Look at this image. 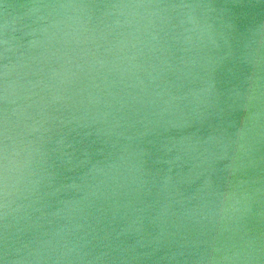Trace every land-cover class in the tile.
I'll list each match as a JSON object with an SVG mask.
<instances>
[{
  "label": "water",
  "instance_id": "obj_1",
  "mask_svg": "<svg viewBox=\"0 0 264 264\" xmlns=\"http://www.w3.org/2000/svg\"><path fill=\"white\" fill-rule=\"evenodd\" d=\"M0 264H264V0H0Z\"/></svg>",
  "mask_w": 264,
  "mask_h": 264
}]
</instances>
